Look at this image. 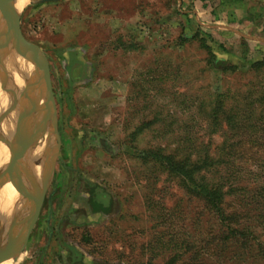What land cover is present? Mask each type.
I'll return each instance as SVG.
<instances>
[{
  "label": "rangeland",
  "instance_id": "obj_1",
  "mask_svg": "<svg viewBox=\"0 0 264 264\" xmlns=\"http://www.w3.org/2000/svg\"><path fill=\"white\" fill-rule=\"evenodd\" d=\"M21 29L24 38L41 49L48 64L60 147L37 221L12 264L147 260L141 252L152 241L163 212L181 234L206 230L208 219L199 217L198 201L181 190L177 179L150 173L139 152L155 147L172 150L182 132L191 140L210 139L216 144L238 139L230 141L234 134L229 130L206 135L207 127L199 123L201 101L209 102L218 92L254 98L259 110L263 109L259 92L264 86V66L258 64L264 60V0H30L22 11ZM210 53L236 70H210ZM28 100L41 104L31 96ZM25 102L13 111L18 110L17 118L30 115L32 109ZM209 109L207 105L206 112ZM151 122L153 126L142 132V125ZM45 124L47 138L50 131ZM8 127L12 133L5 127L4 132L12 135L18 154L22 148L21 167L27 173L25 180L22 168L16 166L15 149L0 134V147H4L0 148V198L9 185L19 192L8 191L12 192L8 202H12L20 195L27 199L17 187L24 179L25 190H29L37 175L32 178V160L25 153L33 137L32 126L21 132L25 138L30 134L25 140L16 134L15 124ZM34 134L40 136L38 128ZM43 140H38L42 149ZM14 168L11 180L7 174L1 176ZM248 171H242V178H250ZM50 175L51 169L44 179ZM89 187L111 197L110 213L91 210ZM228 200L245 198L236 194ZM32 205L14 221L28 219ZM13 206L6 204L0 215V255L10 230L6 213ZM241 224L254 228L264 242L263 224L243 217ZM200 240L201 236L186 237L207 248L212 243ZM210 252L201 264H245L238 258L242 252L233 245L224 254ZM186 258L182 264H200L193 254ZM155 259L161 262L166 257Z\"/></svg>",
  "mask_w": 264,
  "mask_h": 264
},
{
  "label": "trees",
  "instance_id": "obj_2",
  "mask_svg": "<svg viewBox=\"0 0 264 264\" xmlns=\"http://www.w3.org/2000/svg\"><path fill=\"white\" fill-rule=\"evenodd\" d=\"M203 46L207 47L206 43ZM207 63L209 69L214 71L236 70L235 66L231 67L226 61L217 60L212 53ZM258 65L264 66V60ZM229 92H218L209 102L201 101L199 123L207 127L206 135L229 130L234 134L230 141L235 137L238 139L216 144L210 139L191 140L188 134L182 132L172 150L169 147H155L139 152L150 173L154 171L166 174L170 179H177L181 190L198 201L199 217L207 218L209 226L202 232L195 230L194 235L197 239L201 236V242L210 240L212 243L207 248L197 241L196 244L186 241L187 235H194L176 231L173 222H169L170 218L163 212L160 222L154 227L152 241L148 242L147 247L145 244L141 252L142 257L147 256L148 259L133 264H182L190 254H193V259L197 257L200 263L208 250L211 251L209 254H224L229 245L242 252L238 258L245 264H264V242L256 236L254 228L241 224L243 217L264 225V86L259 92L261 110L254 98H237L235 93ZM247 104L250 106L245 110ZM207 105L210 109L206 112ZM153 124H143L142 132ZM133 137L136 139V134ZM247 170L250 178L243 176V179L242 171L244 174ZM88 190L91 210L94 213H110L111 197L94 187ZM236 194H242L245 200L233 203L228 200ZM235 210L237 213L232 214ZM160 255L166 259L158 262L155 258Z\"/></svg>",
  "mask_w": 264,
  "mask_h": 264
},
{
  "label": "water",
  "instance_id": "obj_3",
  "mask_svg": "<svg viewBox=\"0 0 264 264\" xmlns=\"http://www.w3.org/2000/svg\"><path fill=\"white\" fill-rule=\"evenodd\" d=\"M29 1L27 2V4L29 3ZM35 3L36 2H33V4ZM23 10L24 9L19 11L16 8V0H0V87L3 91L10 93L11 96L15 98L17 93L16 91L10 90L8 88L9 74L4 66L5 56L12 49L16 50L22 57L33 62L39 69L41 73V86L40 88L35 89V91H33L32 89L31 90L33 91V93H35V96L41 102V108L39 110V113L32 120V135H35L34 131H36V128L39 125H37L38 122L43 121L44 123L49 125L50 140L46 148L43 149L41 153L42 155L38 157V161L36 163L37 166L40 168L51 157L52 168L49 179L45 180V182L42 181L41 184L37 187V190H35L34 192L28 193V195H26L27 191L25 190L24 186L25 178L22 179L20 187H17V189L21 191L23 195L26 196V201L28 203H33V208L31 215L28 219L26 218L25 220H22V218V221L19 222L17 220L14 221L15 217L13 218V222L10 224L9 233L7 234V242L4 251L0 255V263L14 260L23 245L25 244V242L27 241L39 216L45 192L48 189L49 181L54 173V168L56 165L60 147L57 106L55 102V97L52 92L48 64L41 49L38 46L29 43L22 34L21 17ZM31 81L32 80H30L29 83L34 84V82ZM16 108L17 106L14 101L13 106L5 110L2 114L0 113V125L3 120L9 116V113L11 111L13 112ZM20 154L22 155V148L19 151L18 157L19 160H22V156H20ZM15 173V169L11 171L9 169L2 173L1 176L4 177L5 174H7L8 176H10L9 179L11 180L12 176ZM17 177L18 180H20L21 176ZM36 183L38 182L36 181L35 184Z\"/></svg>",
  "mask_w": 264,
  "mask_h": 264
},
{
  "label": "bare ground",
  "instance_id": "obj_4",
  "mask_svg": "<svg viewBox=\"0 0 264 264\" xmlns=\"http://www.w3.org/2000/svg\"><path fill=\"white\" fill-rule=\"evenodd\" d=\"M28 1L29 0H16V8L19 11L24 9L25 6L27 5ZM0 18H1V14H0ZM4 64H5L4 65L5 68L7 69L8 74H9L8 88L10 90L16 91L17 94H16L15 98H13L10 93L2 92L0 90V113H3L5 110H7L11 106H13L14 101H15L17 107H18V104H19V107H21L20 104L22 102L26 101L24 104L29 105L30 109H32L31 112H29V110H28L30 115H28V113L25 114L23 112L24 116L21 115V117H24L23 119H21V120H23L22 122L18 120V118H21V117L17 118V114H18L17 111L18 110H16V113L11 111L13 114H10L11 113L10 112L9 116L7 118H5L3 120V122L1 123V126H0L1 133L0 134L2 135V133H3V135H5V137L7 138V140H6L7 144L9 145L10 148L13 147V152H14V149H15L14 142H13V139H12V135L10 134V133H12V130L10 131L9 130L10 128L8 126H9V124H11V125L15 124V126L17 128L16 129V131H17L16 134L17 135H19L20 122H21V132L24 131V130L28 131L29 130L28 128H30L32 126L31 125L32 120L39 113L41 104H40V106L35 105L33 100H28V97L31 96L32 98H34V100L35 99L38 100L37 97L35 96V93H33V91H35V89L40 88V86H41L40 85V83H41L40 74L41 73H40L39 69L36 67V65L33 62H31V61L27 60L26 58L22 57L14 49H12L11 51H9L7 53V55L5 56ZM26 79H27V81L24 82V80H26ZM30 80H32L31 82H34V84L33 83L30 84L29 83ZM16 85H17V87H16ZM23 96H24V98L22 99ZM25 98H26V100H25ZM19 100H20V102H19ZM23 111H25V110H23ZM32 117H33V119H32ZM40 122H42V121H40ZM7 123H9V124H7ZM44 124H45L44 122L39 124V125L37 123V125H38L37 128H38V131H39L41 137L37 136L38 138H36L35 135H33V137H30V134H29L30 138L27 136L29 138V141L32 144L30 145L29 144L30 142L28 143L26 141V143H28V145H27L28 147L27 148H29V150L28 151L26 150V152L25 151L24 152L28 154V156L30 158V161L32 160L30 162L31 163L32 178H33L34 175L35 176L37 175V182H38L36 184L34 182V184H32L30 186L29 190H27V191H29V193H32L35 190H37V187L41 184V182L45 181L44 176L46 175V173L48 174V170L50 171V169L52 168V164L51 163L47 164V161L40 168L37 166V163H36L38 161L37 158L40 155H42L41 152L43 151L44 148H46V146H47V144H48V142L50 140V136L45 138L46 132H44L45 130H43ZM4 127L10 133L6 134V132H4V130H5ZM45 127H46L47 132L50 131L46 124H45ZM21 132H20L19 136H21V138H24V140H25L27 137L25 138V135H23ZM1 135H0V137H1ZM44 138H45V140H43ZM38 140H40V141L43 140V142H44V148L43 149L39 145V144H41V142L38 144ZM18 142L20 143V141H18ZM2 144H4V143H2ZM0 148H4V147L2 146ZM0 150H2V149H0ZM4 152H6V151H4ZM7 152H11V151L9 150ZM5 154L7 156V153H5ZM8 154H10V153H8ZM18 157H19V154H18V152L15 149V161H16V164H17L16 166H17L18 169H21L22 168L21 166H23V164H22V161L18 159ZM7 158H6V160H7ZM1 159H2V157H1ZM44 169H46V172L44 173L45 175L41 176L40 174H41V172L42 173L44 172ZM22 171H23V177L26 178L27 177V173L25 172V170L23 168H22ZM49 174H50V172H49ZM2 191L3 192H1L2 195H1V198H0V215L2 216V214L5 212V209H3V208H6L5 207L6 204H9V203L13 204L14 205L13 206L14 207L13 210H11V212H7L6 213L7 217L9 218V222L11 224L13 222V218L14 217L20 219L21 216H22V212H23V215L26 213L27 209L29 208V203L26 201V199H24V196L22 197V195H20L17 198L18 199L17 201H16V199H14L12 202H8L7 195L9 196L10 193L12 194V192L8 193V191H13L16 195L19 194V192L17 190H15L14 188H11L9 185L4 186ZM11 199L12 198L10 197V200ZM32 207H33V205H32ZM20 229H21V227H20ZM12 262H13V260H10V261H6V262H4L2 264H12Z\"/></svg>",
  "mask_w": 264,
  "mask_h": 264
}]
</instances>
